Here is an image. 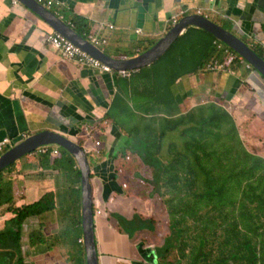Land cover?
<instances>
[{"label": "crops", "instance_id": "crops-1", "mask_svg": "<svg viewBox=\"0 0 264 264\" xmlns=\"http://www.w3.org/2000/svg\"><path fill=\"white\" fill-rule=\"evenodd\" d=\"M53 1L54 13L65 22L71 23L74 15L81 17L89 23V34L108 40L102 50L115 59L143 53L174 26V18L198 10L249 46L264 48V0ZM188 29L180 35L186 37L171 50L169 59L162 61L161 57L132 76L123 77L116 71L101 73L63 59L47 41L56 32L47 21L23 2L0 0V146L10 141L0 157L11 145L45 131L82 143L95 164L94 168L90 165L94 203L95 207L100 203L102 210V215L95 216L99 264H158L155 252L136 241L141 232L130 238L114 215L129 220L127 208L132 200L126 199L123 182L130 179V171L122 166L125 159L134 152L146 166L141 157L150 153L147 149L154 140L158 144L164 118L171 121L187 115L181 132L195 125L205 130L208 121L215 140L233 123L243 150L264 160V78L246 61H240L238 68L229 67L227 72H211L199 66L204 63L203 34L198 28H190L193 31L187 34ZM177 59L181 62L174 63ZM152 84L163 91H156L157 100ZM162 96L164 100L158 101ZM135 104L140 109L136 110ZM168 104L177 111L174 117L160 108ZM109 110L111 119L106 118ZM226 114L227 122H222ZM191 115L196 123L190 121ZM179 131L166 134L162 159ZM227 141L231 140L222 138L217 144ZM51 165L43 167L36 152L8 171L6 176L14 183L16 208L34 205L47 194H61L66 189L63 172L53 166V161ZM54 213L60 215V210ZM15 218L8 207L0 208V232ZM44 220L46 223H42ZM41 226L48 239L54 238L61 233V218L58 222L49 215L39 222L38 218L27 222L22 242L26 264H74L73 253L63 249L65 246L50 250L48 245H31V234Z\"/></svg>", "mask_w": 264, "mask_h": 264}, {"label": "trees", "instance_id": "trees-1", "mask_svg": "<svg viewBox=\"0 0 264 264\" xmlns=\"http://www.w3.org/2000/svg\"><path fill=\"white\" fill-rule=\"evenodd\" d=\"M65 18L68 15L65 14ZM70 20L75 31L88 38L89 23L75 15ZM196 30L203 34L200 39L203 40L201 50L204 51V63L198 65L206 68L214 60L220 59L222 54L215 45L218 41L210 33ZM184 37L186 34L175 42L162 61L169 59L171 50ZM250 47L264 58V48L256 45ZM149 48L147 46L144 51ZM233 53L237 58L227 61L226 65L238 68L243 58ZM178 62L181 61L177 59L174 63ZM152 88L154 99L157 100L156 91H163L153 84ZM159 100H164V96ZM134 108L140 109L136 104ZM160 108L168 116L174 117L177 113L169 104ZM222 116L220 120L227 122V114ZM187 117L180 116L171 121L164 118L161 135L156 140L158 144L154 140L152 147L147 149L150 153L141 157L153 171L150 182L152 193L168 198L169 234L163 245L155 251L158 264H264V160L243 150L246 164H230L234 169L226 170L224 160L229 161L227 155L236 152L235 144L232 143L237 137L235 125H228L227 133L217 134L215 140L213 128H208V121L205 130L202 127L197 129L195 125L181 132V127L188 122ZM106 118H113L110 110ZM190 121L196 123L192 115ZM175 131H179L178 139L164 160L161 158L164 138L168 132ZM222 138L231 141L217 144ZM236 140L240 145V141ZM229 149L235 151L230 153ZM41 159L43 167L52 166L53 161V166L63 172L66 189L61 194H47L40 202L18 209L14 183L6 176L15 164L4 170L0 175V208L8 207L16 218L7 224L5 231L0 232V264H26L22 244L25 225L33 218H41L57 210H60L61 215V233L48 239L41 226L31 234V245H48L50 250L69 245L72 247L74 264H86L84 248L79 243L83 240L82 173L72 155L63 149L58 156L41 154ZM120 225L124 230L127 229L125 233L130 238L138 232L154 231L153 220L145 219L138 213L134 214L131 221H122Z\"/></svg>", "mask_w": 264, "mask_h": 264}, {"label": "water", "instance_id": "water-1", "mask_svg": "<svg viewBox=\"0 0 264 264\" xmlns=\"http://www.w3.org/2000/svg\"><path fill=\"white\" fill-rule=\"evenodd\" d=\"M17 1L26 4L28 8L47 21L56 32L62 34V36L66 37L76 46L108 65L116 72L137 71L150 66L168 52L184 31L190 27H195L210 33L217 41L232 49L264 78V58L259 56L241 38L203 15L192 14L184 16L163 38L143 53L129 59H115L93 45L87 38L79 35L70 23L65 22L61 16L54 13L53 8H48L36 0ZM47 146H58L71 154L82 173V236L85 262L86 264H99L95 235L97 219L95 218L94 189L91 183L90 162L87 153L78 142L53 131H45L32 135L21 143L11 147L0 157V175L19 160Z\"/></svg>", "mask_w": 264, "mask_h": 264}, {"label": "rangeland", "instance_id": "rangeland-1", "mask_svg": "<svg viewBox=\"0 0 264 264\" xmlns=\"http://www.w3.org/2000/svg\"><path fill=\"white\" fill-rule=\"evenodd\" d=\"M173 138L176 141L178 135L174 134ZM234 142H235L236 152L234 154L227 155L226 158H228L229 161H227L226 159L224 160V166L226 170L234 169L233 167L230 166V164L231 165L236 164L237 166L238 164H240V162L244 164H246L247 162L242 147L236 141ZM51 147H58V146H51ZM233 150L235 151V149H229V152L231 153V151ZM128 156L129 159L128 160L125 159L126 163H124L122 166L130 171L129 174L130 179L123 180L124 184L126 185V190H125L126 199L130 198L129 202L132 200V202L128 204V208H127L128 211L130 212L129 220L125 217L120 216V214L114 215V219L118 223L122 224V221H130L131 218L130 215L131 214L133 215V213L134 214L138 213L145 219H152L154 222V231L141 232L137 234L136 241H139L147 250L149 249V251H156L157 248L163 245L165 238L169 234V214H168L169 207L167 202L168 198H164V197L162 198L156 192L152 193L151 191L152 186L150 187V182L153 179L152 168L143 165L142 161L140 160L139 156L136 153L133 152L131 155ZM237 156H241V157L239 158ZM88 158L90 161V165H92V167L94 168L95 164L93 162L92 156H88ZM123 172L126 173L124 169ZM81 201H82V195H81ZM137 202H139V204H137ZM49 215L54 216L58 222L61 218L59 214L51 213L41 218H38V222L41 219H47ZM81 216H82V208H81ZM45 221L47 220L42 221V223H46ZM63 249H65L68 253H70L72 247L68 245L66 248L63 247ZM72 257L73 255L71 256L73 262Z\"/></svg>", "mask_w": 264, "mask_h": 264}, {"label": "built area", "instance_id": "built-area-1", "mask_svg": "<svg viewBox=\"0 0 264 264\" xmlns=\"http://www.w3.org/2000/svg\"><path fill=\"white\" fill-rule=\"evenodd\" d=\"M36 1L45 5L48 8H53L56 5L53 0H36ZM212 1L213 0H210V2ZM15 2L18 3L19 1L15 0ZM186 13L187 12H182L180 14V17L186 16ZM196 14L202 15L200 10H198ZM180 17L174 18L173 25L178 23V21L180 20L179 19ZM112 28L113 27L111 26V29ZM87 39L89 42H91L93 45H95L101 50H102V47L106 46L108 43V40L99 39L97 36L93 34H89ZM47 41L50 45L54 46L62 54V58L65 60L74 62L76 65L80 67L90 68L92 70H98L101 73H114V70L110 68L108 65L95 59L93 56H91L90 54L82 50L80 47L76 46L73 42H71L70 40H68L66 37L62 36V34L58 32L50 34L48 36ZM218 42H216L215 45L217 46V50L221 52L222 59L221 58L217 59L213 61L212 63L208 64L206 66V69H208V71H211V72H217V71L227 72L230 68L226 65V62L229 60L236 59L237 56L233 53L234 51L231 52L232 49H229V47H227L223 43L221 42L218 43ZM249 68H252V67L249 65ZM134 72L135 71H118L117 74L123 77H129V76H132ZM8 145H10V141L6 140L0 146V151H5ZM12 146L13 145H11L10 148ZM61 150L62 148L60 147L47 146V147H42L37 152L42 155L52 153L53 156H58ZM99 204L100 203L96 202L95 216L102 215V210L99 209ZM79 243H83V241H80Z\"/></svg>", "mask_w": 264, "mask_h": 264}, {"label": "clouds", "instance_id": "clouds-1", "mask_svg": "<svg viewBox=\"0 0 264 264\" xmlns=\"http://www.w3.org/2000/svg\"><path fill=\"white\" fill-rule=\"evenodd\" d=\"M183 18V17H182ZM181 19V18H180ZM83 241V240H82Z\"/></svg>", "mask_w": 264, "mask_h": 264}, {"label": "flooded vegetation", "instance_id": "flooded-vegetation-1", "mask_svg": "<svg viewBox=\"0 0 264 264\" xmlns=\"http://www.w3.org/2000/svg\"><path fill=\"white\" fill-rule=\"evenodd\" d=\"M38 231V230H37ZM35 232V231H34Z\"/></svg>", "mask_w": 264, "mask_h": 264}]
</instances>
